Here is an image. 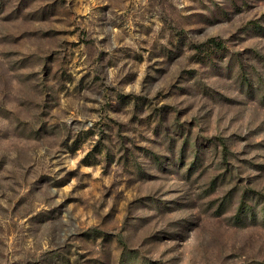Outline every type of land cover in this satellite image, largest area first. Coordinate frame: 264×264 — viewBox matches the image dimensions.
Returning <instances> with one entry per match:
<instances>
[{
	"label": "rangeland",
	"instance_id": "obj_1",
	"mask_svg": "<svg viewBox=\"0 0 264 264\" xmlns=\"http://www.w3.org/2000/svg\"><path fill=\"white\" fill-rule=\"evenodd\" d=\"M0 264H264V0H0Z\"/></svg>",
	"mask_w": 264,
	"mask_h": 264
},
{
	"label": "trees",
	"instance_id": "obj_2",
	"mask_svg": "<svg viewBox=\"0 0 264 264\" xmlns=\"http://www.w3.org/2000/svg\"><path fill=\"white\" fill-rule=\"evenodd\" d=\"M210 42V44L211 45H214V46H216V47H219V48H222L223 47V45L221 44V42H218V41H216V40H210L209 41Z\"/></svg>",
	"mask_w": 264,
	"mask_h": 264
}]
</instances>
